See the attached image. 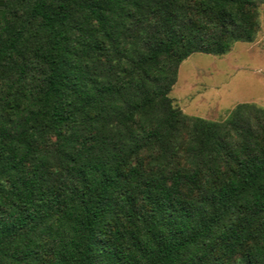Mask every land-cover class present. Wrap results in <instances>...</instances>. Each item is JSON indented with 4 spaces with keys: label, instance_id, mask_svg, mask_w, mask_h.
<instances>
[{
    "label": "trees",
    "instance_id": "1",
    "mask_svg": "<svg viewBox=\"0 0 264 264\" xmlns=\"http://www.w3.org/2000/svg\"><path fill=\"white\" fill-rule=\"evenodd\" d=\"M261 4L0 0V264H264V109L168 96Z\"/></svg>",
    "mask_w": 264,
    "mask_h": 264
},
{
    "label": "rangeland",
    "instance_id": "2",
    "mask_svg": "<svg viewBox=\"0 0 264 264\" xmlns=\"http://www.w3.org/2000/svg\"><path fill=\"white\" fill-rule=\"evenodd\" d=\"M169 98L183 114L222 120L238 103L264 109V4L257 7V32L220 56L191 54L178 67Z\"/></svg>",
    "mask_w": 264,
    "mask_h": 264
}]
</instances>
